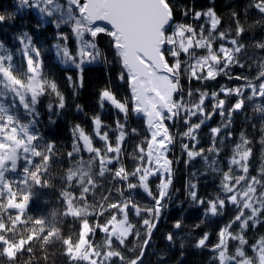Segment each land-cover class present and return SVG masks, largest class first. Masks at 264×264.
Wrapping results in <instances>:
<instances>
[{
	"label": "trees",
	"instance_id": "16d2710c",
	"mask_svg": "<svg viewBox=\"0 0 264 264\" xmlns=\"http://www.w3.org/2000/svg\"><path fill=\"white\" fill-rule=\"evenodd\" d=\"M166 2L173 23L164 55L178 75L176 97L198 111L170 127L173 180L158 213L161 179L144 185L134 179L147 165L149 136L133 114L110 31L85 37L99 62L66 68L52 47L62 35L76 53L68 22L56 14V30L38 11L39 0H0V43L12 59L11 76L24 81L28 74L18 41L28 33L44 87L35 110L33 163L9 179L24 212L7 209L10 196L0 193V264H93L71 257L84 226L89 252L114 254L105 264H238L237 251L257 264L252 248L264 243V0ZM74 18L86 28L79 14ZM179 39L192 47L184 52L187 44ZM104 94L126 113L103 102ZM95 122L106 141L95 135ZM79 128L98 153L83 150ZM121 214L130 233L123 242L109 240L104 229ZM20 243L13 256L5 253L6 245Z\"/></svg>",
	"mask_w": 264,
	"mask_h": 264
},
{
	"label": "rangeland",
	"instance_id": "374dc122",
	"mask_svg": "<svg viewBox=\"0 0 264 264\" xmlns=\"http://www.w3.org/2000/svg\"><path fill=\"white\" fill-rule=\"evenodd\" d=\"M42 5L41 8L38 9V11L41 13L43 11L47 18L46 20H51L52 23L55 25L56 30H59V21H56V14L60 21L68 22V25L72 28L73 32V38L76 41L75 44V54H71L70 50L67 45L66 37H63L62 35H57L56 42L53 44V51L54 54H56L57 61L63 66L68 68H81L82 66L88 65L89 63H92V61L97 60L99 62V53L98 51H94L91 54V49L88 50V45H86V39L88 35L90 36H96L98 32L102 31L101 28H83L81 25V22L74 17L79 14V11L73 10V8L65 2L66 7H58L54 1L56 0H39ZM57 2V1H56ZM55 6V8L51 7ZM57 7V8H56ZM34 8H36L34 6ZM63 9L65 11L64 14L61 12L60 9ZM35 11V10H34ZM37 11V10H36ZM42 17V15H40ZM9 19H12L9 18ZM86 34V35H85ZM19 43L21 47V54L26 59V66L28 67V74L26 75V79L24 81L16 80L13 77H10V67H11V57L9 52L7 51L4 44L0 43V154L2 159L4 160V170L12 169L14 165H16L17 161L19 160L20 150L22 149L23 153L29 152L31 150V141H32V130L35 128L34 122L37 119L36 115V102H38L39 97L44 92L43 82L41 80V63L40 60L38 61L37 53L35 49L33 48V40H31L30 35L28 33H25L21 35L19 38ZM177 42L185 43L187 44L184 46L183 51L187 52L188 49L192 47L191 42L179 39ZM172 70V69H171ZM173 72V70H172ZM160 89L163 93L165 98H170L169 101L171 105V114L173 111L174 116H176V121L181 117L185 116H194L197 113L196 107H189L184 106L183 101L181 98H176V91L178 89V81L175 80L173 77H166L164 76L161 79ZM6 98L8 101H13L19 105V107L24 111L26 116H30L31 121H29V124L26 126L21 125L20 123L17 124V126L10 125L9 123L13 121V118L11 115L13 113H9L7 107H6ZM167 98V99H168ZM103 102L110 103L116 110L119 112L125 114L126 113V107L120 104L119 102L114 101V99L109 96V94H104L102 97ZM169 105V107H170ZM34 121V122H32ZM14 122V121H13ZM7 125V126H6ZM95 135L98 139H101L103 141H106L105 136L99 135V128L100 123L95 122ZM167 128V127H166ZM168 130V129H167ZM21 133L25 134V139L22 141L18 139V134ZM76 139L79 140L80 144L82 145V148L87 153L95 152L97 151L93 150L92 144L88 136H86L81 129H77L76 132ZM168 136L171 140L172 136L168 130ZM124 140V137L121 136L119 143ZM30 149V150H29ZM111 149H109V152L111 153ZM168 154L164 151V157L167 160ZM110 159V160H109ZM152 159V158H151ZM114 160H118V156L108 158L105 160H102V163L104 164H110ZM33 163V159L31 161ZM149 163H147L146 167L143 170L137 171L134 175V179L137 182H140L141 185L146 184L152 177L155 176V168L152 166V169L149 168ZM153 170V171H152ZM3 171V170H2ZM157 175V174H156ZM171 176L172 174L169 173L167 178L165 179V184L167 187L166 190V197L169 193V189L171 187ZM3 177L4 172L0 171V183L3 185ZM160 183V192H162ZM145 189V188H144ZM249 209L252 212V215H255V210L249 206ZM120 219H113L110 222V225L104 229V234L108 236L109 240H117L119 242H123V239L126 238L130 233V227L127 226L125 223V218L121 214L119 217ZM2 228V227H0ZM85 230L83 232V240L82 243L76 246L75 248L71 249V257L73 260L77 259H83L86 261H91L93 264H104L106 263L114 254L111 252H107V254L103 257H101L100 253L97 252H89L88 251V243L90 241L87 240V237L90 235V230L88 229V226H84ZM22 244L18 245H7L5 248V253L9 256H13L16 252L20 250V247ZM254 250V254L256 255V259L254 260L257 264H264V243L261 242L258 246L252 248ZM222 255H224V251L221 252ZM236 254L240 257V261H237L238 264H250V260L245 258L242 254H240V251H237ZM230 259H228L229 261Z\"/></svg>",
	"mask_w": 264,
	"mask_h": 264
},
{
	"label": "water",
	"instance_id": "95a60500",
	"mask_svg": "<svg viewBox=\"0 0 264 264\" xmlns=\"http://www.w3.org/2000/svg\"><path fill=\"white\" fill-rule=\"evenodd\" d=\"M67 2L81 16L88 27H103L112 31L115 50L120 54L123 68L129 76V90L135 114L146 121L152 137L149 151L156 158L161 175V197L158 208L166 197L165 179L169 165L164 157L169 138L163 116L169 113L168 99L160 84L155 87L153 73L170 74L163 51L165 31L173 22L165 0H59ZM158 141H163L159 144ZM3 163L0 161V167Z\"/></svg>",
	"mask_w": 264,
	"mask_h": 264
},
{
	"label": "bare ground",
	"instance_id": "6f19581e",
	"mask_svg": "<svg viewBox=\"0 0 264 264\" xmlns=\"http://www.w3.org/2000/svg\"><path fill=\"white\" fill-rule=\"evenodd\" d=\"M162 77L161 76H157V74L153 73V81H154V84H155L156 88H157V85L159 86V83L161 82V78ZM166 190H167V187H166ZM166 190H165V192H166Z\"/></svg>",
	"mask_w": 264,
	"mask_h": 264
}]
</instances>
